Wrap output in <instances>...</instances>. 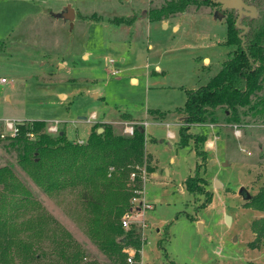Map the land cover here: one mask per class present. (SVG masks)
<instances>
[{"label": "rangeland", "instance_id": "obj_1", "mask_svg": "<svg viewBox=\"0 0 264 264\" xmlns=\"http://www.w3.org/2000/svg\"><path fill=\"white\" fill-rule=\"evenodd\" d=\"M64 1H70L73 9L83 6L81 9L94 11L102 18L84 23L77 19L74 27L65 28L67 47L60 60L59 56H42L50 54L44 47L60 46L42 37H56L62 32L60 25L48 22L63 13L61 1L0 0V80L7 81L0 82V134H8L5 120L42 121L48 126L59 123L66 138L76 142L86 141L92 126L102 124L88 122L94 113L98 118L108 113L113 121H117L118 113L146 121L148 167L143 169L144 175L141 171L140 188L144 187L145 201L152 209L145 213L143 248L136 251L127 247L124 253L134 251L138 264H264V234L257 235L253 230L264 213L245 206L246 201L238 194L244 188L254 196L264 185L261 119L240 125L191 127L190 132L198 134L203 129L206 135V161L199 173L212 201L205 208L199 207L204 198L196 200L185 186L201 161L192 141L180 144L183 123L174 125L182 118L179 110L186 102L187 91L217 74L235 49L225 42L224 18L214 19L220 9L189 6L184 13L168 18L173 23L187 24L184 32L176 35L159 24L141 23L128 40L129 36L106 22L107 18H126L145 9L149 0ZM153 1V6L160 7L168 0ZM46 14L50 15L48 24H43L41 19ZM109 59L119 70L116 76L104 67ZM131 77L137 78L136 84L130 82ZM152 110L166 114V118L154 121L147 114ZM110 125L118 131H123L125 125L135 127L124 120ZM236 130L240 131L239 137L234 134ZM3 145L0 141V167L13 166L54 223L44 234L58 233L66 238L69 234L89 254L85 262L96 259L105 264L87 237L83 206L76 193L46 196L38 192ZM216 182L222 188H215ZM40 245L41 251H53L49 240H42Z\"/></svg>", "mask_w": 264, "mask_h": 264}, {"label": "trees", "instance_id": "obj_2", "mask_svg": "<svg viewBox=\"0 0 264 264\" xmlns=\"http://www.w3.org/2000/svg\"><path fill=\"white\" fill-rule=\"evenodd\" d=\"M243 1L255 8L256 17H242L241 28L237 27V10H223L216 0H168L160 7L151 6L142 15L160 22L184 13L189 6L218 8L224 18L225 42L235 48L217 74L187 92L179 110L183 123L180 144L192 141L201 161L185 186L196 200L204 198L199 206L202 208L212 201L199 173L206 161V135L203 129L198 134L190 132L191 127L240 125L259 118L264 125V0ZM23 123L15 140L2 141L6 153L15 156V166L46 196L76 193L83 206L87 237L101 259L105 264H126L124 249L138 251L142 246L138 234L125 232L120 221L131 207L133 191L142 185L141 171L148 167L144 127L135 126L128 135L110 124H95L86 143L78 145L66 138L64 130L56 136L46 134L42 121ZM29 133L34 134V141L28 138ZM261 159L264 164V145ZM148 171H152L150 167ZM132 173L136 177L130 180ZM245 206L264 213V185ZM51 224L31 186L13 166L0 167V264H101L96 259L85 262L89 254L69 234L67 238L58 233L44 234ZM253 230L257 235L264 234V218L254 224ZM42 240H49L52 252L41 251Z\"/></svg>", "mask_w": 264, "mask_h": 264}, {"label": "crops", "instance_id": "obj_3", "mask_svg": "<svg viewBox=\"0 0 264 264\" xmlns=\"http://www.w3.org/2000/svg\"><path fill=\"white\" fill-rule=\"evenodd\" d=\"M58 1H61L60 5H61V12H64L65 8L66 7H72L70 1H64V0H58ZM91 5H95L94 3H90ZM154 5V1L153 0H149L145 9H143L142 11H138V12H133L130 16L126 17V18H122V17H115L113 15V18H107L106 22H111L113 23L114 25H117L118 26V29H121V31L123 30L128 36V40L129 39H132V34L133 32H135L139 26H141V23L144 25L145 23L147 25H151V24H159L160 26L163 27V29L165 30H168V29H171L172 32L176 33V35L184 32V30L186 28H188V25L187 24H183L182 22L180 21H176L175 23H173L172 21H169L168 19L164 20V21H150L149 19L143 17L142 15L144 14V12H146L151 6ZM83 6H79L77 9H73L74 10V20L72 22V27H74L75 23H76V20L79 19L81 20L82 23L84 22H93L94 20H97L99 22V20H101V16L98 15L96 12L93 11L92 12H88L84 9H81ZM62 14V13H61ZM61 17L60 15H54V19L53 21L52 20H49L48 22H50L49 24L52 25L53 24H58L60 25V27L62 28V32H59L58 36L56 37H53L52 34H46L42 37V39H47V40H51V42H54L56 41V43L60 46L59 48H57L55 45L53 48H47V47H44V49H46L47 51L50 52V54H42V56H45V57H48V56H59L60 57V60H61V57H62V54L64 52H62L63 50H65V46L67 47V42L66 40H64V33L66 31L65 28H68L70 23L68 21H65L63 20L62 22L60 21V19L58 18ZM50 17L49 14H46L45 15V18L44 19H41L43 24H48L47 22V18ZM53 18V17H52ZM123 20V19H127L129 20L128 23H116L115 20ZM39 20V19H38ZM171 20V19H170ZM105 22V21H104ZM42 24V25H43ZM70 26V28H72ZM25 33V30L22 31V34ZM13 42H19V41H13ZM13 42H11L13 44ZM5 43V42H4ZM1 45V44H0ZM41 48V47H40ZM39 48V49H40ZM148 49L152 50V46L151 45H148ZM52 52V53H51ZM62 52V53H61ZM58 53V54H57ZM60 54V55H59ZM85 58H87V56H84ZM204 62H208V59L205 58L204 59ZM59 65H60V68H62V62L59 61ZM155 70L156 71H160L159 69V66H155ZM130 82L132 84H136L137 83V78L136 77H131L130 79ZM199 87V86H198ZM198 87H196L195 89H197ZM193 89V90H195ZM193 90H188L187 92L189 91H193ZM94 98H97V96L95 95ZM95 114V113H94ZM119 115L117 116V121H113V119H109L108 118V113H104L100 118L97 117L96 115V122H101L102 124H118V121H121V120H124L125 122H130V123H133L135 126H147L148 123L145 121H142L141 119H138V118H134L132 117L131 115L129 114H126V113H118ZM148 116L151 117L154 121H160V120H163L166 118V114L160 112V111H155V110H152V111H149L148 113ZM181 116V114H180ZM174 122H178V123H174V125H177V126H180V122H182V120L180 119V121H174ZM147 153V152H146ZM149 154V153H147Z\"/></svg>", "mask_w": 264, "mask_h": 264}, {"label": "built area", "instance_id": "obj_4", "mask_svg": "<svg viewBox=\"0 0 264 264\" xmlns=\"http://www.w3.org/2000/svg\"><path fill=\"white\" fill-rule=\"evenodd\" d=\"M115 62L112 59H109L104 67L108 71V73L112 76H116L119 73V70L114 67ZM1 83H7L6 79H1ZM88 122L95 124L96 123V115L92 114L88 120ZM19 122H14L12 120H5V128L8 134H0V140L1 141H9V140H15L19 136ZM59 123H55L53 125H45L44 132L46 134L56 136L60 133L59 130ZM264 128V125L261 126ZM124 134L131 135L133 132V128L130 125H125ZM236 137L240 136V131L236 130L234 132ZM28 138L31 141L35 140V136L33 133L28 134ZM87 141V140H86ZM86 141L78 140L76 142H73L74 144L83 145L86 143ZM144 175V170H143ZM136 177L135 173L131 174V179L133 180ZM143 178V177H142ZM130 209L123 215L121 218V227L125 232L134 231L136 234H138L139 239L144 246L145 244V236H144V230L147 227L146 219H145V213L148 210L152 209V205L148 204L145 201V193H144V187L139 188L137 190L133 191V196L130 199ZM142 246V248H143ZM127 257H126V264H138L139 262L135 259V252L132 250L127 251ZM142 264V262L140 263Z\"/></svg>", "mask_w": 264, "mask_h": 264}, {"label": "water", "instance_id": "obj_5", "mask_svg": "<svg viewBox=\"0 0 264 264\" xmlns=\"http://www.w3.org/2000/svg\"><path fill=\"white\" fill-rule=\"evenodd\" d=\"M216 2L222 5L223 10L225 9L237 10L238 12L237 27L238 28H241L239 23L242 17H250V18L256 17L255 8L246 5L243 0H216ZM217 16L219 18H217ZM222 17L223 16L219 14L218 12L214 14V19L216 18L221 19ZM61 18L65 21H68L70 23V26L72 27V22L74 20V10L71 7H66L64 12L61 14ZM243 33H245V31ZM93 97H95V95ZM81 120H86V118H81ZM23 124H24L23 122L18 123V125H23ZM101 132H102V129H99L98 133H101ZM219 187L222 188V185L219 182H216L215 188H219ZM238 194L241 195L245 201L251 198L249 193L244 188H240ZM225 222L226 224L230 223V218L228 216H226ZM199 231L200 233H202L203 231L201 224H199Z\"/></svg>", "mask_w": 264, "mask_h": 264}]
</instances>
